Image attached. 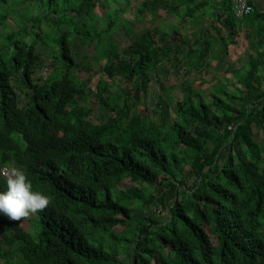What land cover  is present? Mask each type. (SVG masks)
Instances as JSON below:
<instances>
[{
	"label": "trees",
	"instance_id": "obj_1",
	"mask_svg": "<svg viewBox=\"0 0 264 264\" xmlns=\"http://www.w3.org/2000/svg\"><path fill=\"white\" fill-rule=\"evenodd\" d=\"M68 1L56 15L58 0H17L27 17L33 8L41 13L30 27L0 31V191L6 171L20 168L50 197L28 227L0 215V264H264V12L239 21L253 44L245 70L235 74L240 86L208 99L191 86L170 102L157 93L156 121L155 110L141 105L156 73L165 64L176 74L199 71L216 42L226 54L241 30L232 0H138L135 16L121 21L128 0ZM153 3L166 17L180 7L186 15L120 48L114 33L132 37L136 21L154 15ZM50 13L66 28L57 32L60 21L43 28L56 65L41 80L34 71L42 58L27 39L39 38L33 23L41 28ZM98 13H107L100 31ZM206 14L215 20L210 28L200 24ZM188 23L198 29L192 44L183 36ZM74 34L88 40L90 57L104 58L91 93L103 112L96 117L67 108L89 83L71 78ZM123 182L129 186L120 188ZM152 206L167 216L133 215Z\"/></svg>",
	"mask_w": 264,
	"mask_h": 264
},
{
	"label": "rangeland",
	"instance_id": "obj_2",
	"mask_svg": "<svg viewBox=\"0 0 264 264\" xmlns=\"http://www.w3.org/2000/svg\"><path fill=\"white\" fill-rule=\"evenodd\" d=\"M16 1L17 0H6L5 2H0V18L2 16L6 17L4 22L0 25V31L2 32H5L7 29L18 30L19 26L28 27L31 20L41 13L39 8H33V11L31 12L32 16L31 18H29L30 16L27 17L26 13H21V10L19 8L20 5L15 6ZM137 1L138 0H128L126 1V4H123L125 11L121 12L119 17L120 21L124 20V18H133L135 16V11L137 10L138 6ZM58 2L59 5L55 9L56 15H60L63 12V10L61 9L69 4V1L66 3V0H58ZM168 2H177V0H168ZM152 6L155 7V13L152 16L146 15L145 22H138L133 19L138 24V31L132 37H125L122 29H118L117 32L114 33V37L119 41L120 48L123 49L130 43H132L140 36V33L143 30L152 28L158 23H165V25L168 24L170 27H174L175 25H178L181 18L186 15L184 13L186 12L184 11L185 9L183 7H180L179 9L182 10V12L178 11L166 17L165 11L157 7L158 4L153 3ZM100 7L102 6H99L98 9ZM26 9L28 11L31 9L30 4L26 3ZM101 12H103V9H101ZM56 15L50 13L47 17L43 18L40 21L41 24H43L41 28H36L38 23L34 21L33 28L40 34L39 38H34L33 40H30V37L29 39L26 38L27 41L33 42L35 52L38 53L42 58V63L37 66L34 71V77H39L41 80L42 78L38 75L39 72L42 71V74H49L50 72L55 71L56 65V62H54L53 58L50 55L52 54L51 50L53 48V44L49 41H46L41 36L43 34V28L49 26L50 28H54L57 25L56 22L59 21L60 24L58 26L60 27V29H57V32H59L63 28H66L65 20H58V16ZM240 20L241 19H237L238 25ZM200 24L204 28H210L211 25L215 24V20L210 19L206 14L202 17ZM105 26H107V13H98L97 21L94 27L98 31H100L101 28ZM185 27L186 29L183 31V36L189 40L190 44H192L198 34V29H196L195 26L190 23H188V25H185ZM241 28L242 27L240 26V29ZM28 30L30 32L33 31V29L30 28H28ZM88 44L89 42L84 36L74 34L71 49L73 57L75 59V66L71 71V78L75 82L86 81L89 83L86 86V90L82 96V99L79 100V102H73L72 104H69L67 108L76 109L81 106L90 117H96L103 112H101L100 108L98 107L96 98L91 93L95 90L96 81L101 77L104 58L101 55H98L99 57L97 58L90 57V47ZM216 46L218 47L217 52H215V54L213 55L210 63L206 64L205 62H201V68L199 69V71L196 69H192L189 75L184 72L176 74L170 66H167V64L164 65L167 71L158 70L155 75L157 79L151 83L149 96L148 98H143V104H141L142 106H147L151 110H155V112L152 113L153 120L159 121L162 117V114H160L159 111L156 110V107L153 104L155 94L157 93L163 95V98L170 102L173 99L176 100L185 96L186 86H191L194 89L201 91L203 96L208 99L211 94L217 93V90H219L218 88H227V90H231L235 86H240L238 83L233 84V82L237 79L235 74L239 71L242 73L245 70L246 55L247 53L253 51L252 41L244 36V33L241 29L238 35L235 37V43L228 45L226 54L223 52L219 43L216 42ZM262 76L264 78V72H262ZM121 85L124 89L129 88L128 84L122 83ZM15 89L19 95L20 103L25 104L27 99V96L24 93L25 89L19 87L18 84L15 85ZM170 121L171 119L166 121V124H168ZM10 173L11 171H6V174L9 175ZM187 183L190 185L192 183V180L190 179V181ZM119 186L120 188H127L129 184L123 182ZM138 211H141L142 215H150L152 217L157 216L161 211L162 218H165L167 216L166 210H162L160 206L156 208L153 206L141 208V210L135 208L133 215H135ZM28 221L30 224L33 222L32 215L17 222L28 227ZM129 259L130 257L128 256L126 260Z\"/></svg>",
	"mask_w": 264,
	"mask_h": 264
},
{
	"label": "clouds",
	"instance_id": "obj_3",
	"mask_svg": "<svg viewBox=\"0 0 264 264\" xmlns=\"http://www.w3.org/2000/svg\"><path fill=\"white\" fill-rule=\"evenodd\" d=\"M249 3L254 5L251 1ZM263 3L264 0H262V5ZM254 7L256 11V6L254 5ZM261 8L260 10L264 12V5ZM243 17L237 18L240 19ZM47 74H42V71H40L38 75L44 79ZM49 203L50 197L34 190L26 172L20 168L11 170V173L7 177V190L0 191V215H4L14 221H21L24 218L45 210Z\"/></svg>",
	"mask_w": 264,
	"mask_h": 264
},
{
	"label": "built area",
	"instance_id": "obj_4",
	"mask_svg": "<svg viewBox=\"0 0 264 264\" xmlns=\"http://www.w3.org/2000/svg\"><path fill=\"white\" fill-rule=\"evenodd\" d=\"M233 10L236 17H242L253 13L255 7L248 0H233Z\"/></svg>",
	"mask_w": 264,
	"mask_h": 264
},
{
	"label": "crops",
	"instance_id": "obj_5",
	"mask_svg": "<svg viewBox=\"0 0 264 264\" xmlns=\"http://www.w3.org/2000/svg\"><path fill=\"white\" fill-rule=\"evenodd\" d=\"M251 1L255 6H256V9H262L261 7L263 6L262 5V0H249Z\"/></svg>",
	"mask_w": 264,
	"mask_h": 264
}]
</instances>
